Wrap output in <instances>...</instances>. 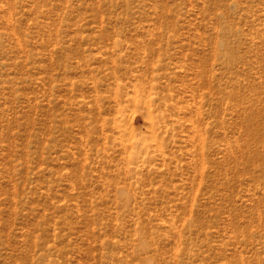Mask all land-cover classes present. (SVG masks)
<instances>
[{
	"label": "rangeland",
	"instance_id": "rangeland-1",
	"mask_svg": "<svg viewBox=\"0 0 264 264\" xmlns=\"http://www.w3.org/2000/svg\"><path fill=\"white\" fill-rule=\"evenodd\" d=\"M0 264H264V0H0Z\"/></svg>",
	"mask_w": 264,
	"mask_h": 264
}]
</instances>
